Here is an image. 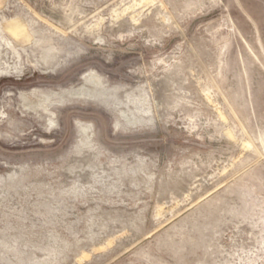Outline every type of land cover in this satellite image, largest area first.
<instances>
[{
  "label": "rangeland",
  "instance_id": "rangeland-1",
  "mask_svg": "<svg viewBox=\"0 0 264 264\" xmlns=\"http://www.w3.org/2000/svg\"><path fill=\"white\" fill-rule=\"evenodd\" d=\"M0 264H264V0H0Z\"/></svg>",
  "mask_w": 264,
  "mask_h": 264
}]
</instances>
